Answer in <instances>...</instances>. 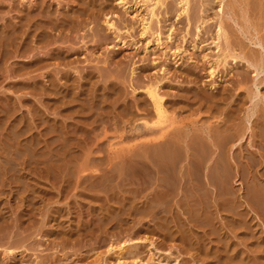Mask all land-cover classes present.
<instances>
[{"label": "rangeland", "instance_id": "rangeland-1", "mask_svg": "<svg viewBox=\"0 0 264 264\" xmlns=\"http://www.w3.org/2000/svg\"><path fill=\"white\" fill-rule=\"evenodd\" d=\"M26 1L23 8L18 0L14 3L22 10H30L38 0ZM148 1L127 0V5L134 3L139 8L134 14L125 12L120 0L38 1L34 3L38 10H33L42 13L44 8L51 10V15H45L50 16L47 19L43 16L47 12L37 16L38 12L33 11L36 16H32L39 18L36 21L30 11L18 12L20 9L15 8L14 12L9 10L11 0H1L8 10H0L1 32L6 22L13 25V19L17 21L22 12L28 15L26 23L31 26H21L22 36H16V41L14 34L3 39L4 49L13 43L12 50L7 48L11 55L0 48V55H4L0 57V264H92L99 253L101 259L94 264H117V249L107 252V248L123 244L126 239L127 264L137 252L140 255L134 257L146 259L145 263L152 254L160 261L157 264L173 263L174 258L176 264H264V212L255 211L252 201L263 198L264 193L251 197L253 186L264 190V165L257 163L251 169L246 166L252 178L260 179L257 182L201 181L203 185L199 186L200 181H144L143 168L124 166L121 160L130 158L140 140L145 139L117 136L123 120L113 116L114 104L118 111L124 105L134 113L150 111V100L142 88L155 79L161 80L175 125L185 121V128L190 130L203 123L225 124L231 130L243 125L245 138L240 146L228 149V156L236 161L241 158L243 163L249 152L262 157L258 116L264 109V68L255 75L244 53L252 50L264 59V41L260 39L264 37V3L259 0L263 11H256L243 0V4L233 0L232 8L228 6L230 0H221L222 8L218 0L207 6L206 0H189L186 14L180 13L179 0H165L164 5L154 7L155 16L151 18L152 5ZM140 17L151 23V29L144 34ZM105 20L115 27L107 29ZM219 22L224 30L220 49L212 39ZM256 22L260 29L257 25L256 29ZM37 25L46 29L39 30ZM27 32L28 38L24 36ZM43 35L47 43L40 41ZM23 37L26 40L21 42ZM43 43L46 45L39 47ZM19 44H28L31 50H26H30L31 57L18 52L22 48ZM38 56L49 59L40 68L31 64L48 59ZM24 63L32 66L33 69L28 67L30 73L20 72L23 67L28 70ZM115 71L120 78L108 80V73ZM133 88L139 93H133ZM183 90L200 99L190 101ZM115 93L120 97L109 104L110 116L102 123L94 119L85 123L73 115L84 104L89 107L92 96L110 100ZM201 100L205 104L202 110L198 105ZM140 102L145 106L137 110ZM88 107L83 110L89 111ZM66 123L79 131L64 133L61 128ZM84 156L91 158V166H83L82 170ZM203 169L207 173L208 168ZM232 169L237 170L235 165ZM183 171L186 170L177 166V172ZM176 184L180 188L173 189ZM221 184L232 191L224 205L219 202ZM204 198L210 203V213L206 212V224L199 225L197 211ZM8 250L17 254L9 256Z\"/></svg>", "mask_w": 264, "mask_h": 264}, {"label": "bare ground", "instance_id": "bare-ground-1", "mask_svg": "<svg viewBox=\"0 0 264 264\" xmlns=\"http://www.w3.org/2000/svg\"><path fill=\"white\" fill-rule=\"evenodd\" d=\"M28 1V0H27ZM26 1V2H27ZM40 1V3L44 0H38ZM38 1H34V3H39ZM48 1V0H47ZM44 2V3H47ZM147 1V0H145ZM152 7L150 8L149 10V14L151 18H153L155 16V6L159 5H164V2L165 0H149ZM148 1V2H149ZM216 2V0H206V6L207 5H210L211 3L213 2ZM236 2V0H234ZM233 0L229 1L228 2V6L229 7H234V2ZM238 1V0H237ZM245 1L247 4L246 5H250L249 7L252 9H255L256 11L259 10L260 7H263V5H261L260 2H258L259 0H243ZM262 2V4L264 3L263 0H260ZM17 2V1H16ZM24 2L25 0H18V4L21 5V7L23 8L24 6ZM29 2V1H28ZM180 4H181V7H180V13H186L187 14V11H188V4H189V0H179L178 1ZM234 2V4H233ZM242 2V0H241ZM4 3V2H3ZM7 3V2H6ZM32 3L31 2V6H32ZM34 3H33V9L34 7H37V4H35L34 6ZM44 3H42L43 5H45ZM127 0H120L119 4L121 6H123L125 8V12L129 13V14H134L137 12V10L139 9L138 7H136L137 4H131V5H127ZM137 3V2H136ZM139 3V2H138ZM238 2H236L237 4ZM260 3V7H259V4ZM10 4V9L9 10H14V12L16 11L15 8H19L17 7L18 5L15 6V3H14V0H11V2L9 3ZM42 4H39L40 6L39 7H42L43 5ZM217 4V3H216ZM243 4V2H242ZM245 4V3H244ZM8 5V4H7ZM29 5V4H28ZM28 5H25L28 6ZM42 5V6H41ZM139 5V4H138ZM12 6V7H11ZM204 6V7H206ZM218 6L220 8L221 7V0H218ZM9 7V6H7ZM30 7V5H29ZM45 7V6H44ZM58 9H59V5L57 6ZM140 7V6H139ZM247 7V6H246ZM248 7V8H249ZM4 8V9H3ZM6 6L4 7V4H2L1 0H0V10L3 12L5 10ZM22 8L18 11L20 12L22 10ZM138 8V9H137ZM230 8V9H231ZM264 8V7H263ZM262 8V9H263ZM30 10H28L27 8L24 10V11H30V14L31 16L34 15L36 9L38 10V7L35 9V11L32 9V8H29ZM179 9V8H178ZM234 9V8H233ZM261 9V8H260ZM261 9V10H262ZM7 10V8H6ZM22 10V11H23ZM32 10V11H31ZM41 10L44 11V8H42ZM206 10V9H205ZM260 10V11H261ZM264 10V9H263ZM262 10V11H263ZM34 13H31L33 12ZM41 13V11H36L38 13V15H42L44 14L45 12H47L46 10L44 11V13ZM60 11V10H59ZM109 11V10H108ZM234 11V10H233ZM258 11V12H260ZM27 12V14H28ZM63 12V11H62ZM111 12V10H110ZM139 12V11H138ZM1 13V12H0ZM7 13H8V10H7ZM10 13V12H9ZM17 13V12H16ZM22 14H20V17L18 18V20L16 21V19H13V21H10L13 22V25H7L6 21H3L5 23V30L3 32L0 31V37H2L0 39V48L4 47L3 45H6L3 44L4 41L3 39L5 40V37L6 36H9L10 34H14L15 35V41H16V36L18 38V35H21L22 34L20 33L21 32V28L27 24L28 20V15H24V12H22ZM26 13V12H25ZM51 10H49L47 12V14H44L43 16L45 17V15H51ZM113 13V12H112ZM19 14V13H17ZM36 14L34 15V17L36 16ZM2 15H5L2 13ZM8 15V14H6ZM22 15V16H21ZM1 16V15H0ZM29 16V17H31ZM43 16H41V18H43ZM139 16V15H138ZM2 17V16H1ZM18 17V16H17ZM15 17V18H17ZM33 17V16H32ZM33 17V18H34ZM50 17V16H48ZM48 17L46 16L45 18L48 19ZM207 17V16H206ZM3 18V17H2ZM5 18V17H4ZM10 18V17H9ZM40 18V19H41ZM36 19L39 20L38 17H36ZM34 18V20H36ZM1 20V19H0ZM6 20V19H4ZM33 20V19H32ZM45 20V19H44ZM152 20V19H151ZM189 20V19H188ZM248 20V19H247ZM37 21V20H36ZM208 21V20H207ZM27 22V23H26ZM30 22V21H29ZM33 22V21H32ZM105 22L107 23L108 25V28L109 30H111L112 28H114V23L111 22L110 20H105ZM203 22V21H202ZM201 22V23H202ZM36 23V22H35ZM204 23V22H203ZM222 23V22H221ZM219 22V25H218V28H217V31H216V35L212 38L213 41L216 42V48L218 47V49H220V46L219 45L221 43L220 41V38L222 37V34H223V28H222V24ZM250 23V21H249ZM248 23V24H249ZM4 25V24H3ZM30 25V24H29ZM33 25V24H32ZM35 25V24H34ZM39 25H41V27H43V23H40ZM39 25L38 28H39ZM44 25H46L44 23ZM130 28H133V25L132 24H129ZM140 25H142L141 29L143 30L142 31V34L146 33L148 30L151 29V23L150 22H144V19L140 17ZM250 25V24H249ZM255 26L257 25L258 28L260 29L261 26L259 27L260 23L256 22V24H254ZM22 26V27H21ZM28 26V24L26 25ZM25 26V28H26ZM31 26V25H30ZM30 26H28L30 28ZM36 26V27H37ZM256 26V29H258ZM3 27V26H2ZM1 27V28H2ZM3 27V29H4ZM35 27V26H34ZM40 27V28H41ZM47 27V26H45ZM44 27V28H45ZM49 27V26H48ZM128 28V26H125ZM24 28V29H25ZM29 28H28V31H29ZM33 28V26H32ZM38 28L36 30H38ZM39 30H43V28H41ZM85 28V27H84ZM255 28V27H254ZM27 29V28H26ZM25 29V30H26ZM35 29V28H34ZM46 29V28H45ZM44 29V30H45ZM79 29V28H78ZM77 29V30H78ZM43 30V31H44ZM130 30V29H129ZM169 30V28H168ZM41 32L40 31V34L44 33V32ZM128 31V30H127ZM24 32V30H23ZM26 32V31H25ZM39 32V31H38ZM20 33V34H19ZM30 33V32H29ZM28 32L26 33V35L24 34V36L26 38H28V35L29 34ZM226 33V32H225ZM39 34V33H38ZM39 34V35H40ZM14 35H11L12 37H14ZM45 35V34H44ZM44 35L41 36V39L40 37V41L42 42H45L44 41ZM21 36L19 38H21ZM11 42H15L14 40H12L11 37H9ZM9 38H6V40H9ZM26 38L24 39H21V42L22 40H26ZM84 38V37H83ZM166 38H170V34L169 32L167 33L166 35ZM262 41H264V37H261L260 38ZM46 40V38H45ZM28 41V40H27ZM39 41V42H40ZM25 42V41H24ZM159 42V41H158ZM162 42V41H161ZM9 43V42H8ZM27 43V42H25ZM24 43V44H25ZM41 43V42H40ZM47 43V42H45ZM48 43H50V41H48ZM149 43V42H148ZM13 44V43H12ZM12 44H10L12 46ZM17 46V43H15ZM23 44V43H22ZM23 44V45H24ZM160 43H158L159 45ZM163 43H161L160 45H162ZM9 45V44H8ZM7 45V46H8ZM27 45V48L25 47ZM24 47L20 44H19V48L21 55L22 56H25L28 54V51L30 52L31 48L28 47V44H26ZM46 44H41L39 47H44ZM11 46L7 47L9 49H11ZM99 47V46H98ZM229 47V46H228ZM2 48L5 52H7L6 55H11V54H8L10 53L9 51L11 50H7ZM15 47L13 46V49ZM30 50H26V49H29ZM148 48V46L146 47ZM145 48V49H146ZM223 48V47H222ZM222 48H221V51H222ZM25 49V50H24ZM19 50V49H17ZM16 50V51H17ZM148 50V49H147ZM14 51V50H13ZM12 52V51H11ZM17 52V54H18ZM37 52V51H36ZM1 53V51H0ZM19 53V54H20ZM34 53V52H33ZM16 54V55H17ZM18 54V55H19ZM4 56L3 54L0 55V57ZM29 56V54L27 55ZM244 56L247 58V61H249V63L251 64V66H253V69L255 71V75L257 73V71L260 69V68H264V59L262 57V54H261V57L257 56L255 53L252 52V50L248 53H244ZM243 56V57H244ZM264 56V55H263ZM7 57V56H6ZM31 57V55L29 56ZM42 57H45V56H38V59ZM47 57V56H46ZM45 57V58H46ZM3 58V57H2ZM1 59V58H0ZM37 59V57L35 58ZM41 59V58H40ZM48 59V58H46ZM32 61V60H31ZM35 61V60H34ZM39 61V62H38ZM36 60V63L35 64H31L29 62H27V64H31L33 66H37L38 65V68L40 67H43L44 63L47 64L46 62L49 61L48 60ZM43 61V62H42ZM3 62V61H2ZM1 63V62H0ZM33 63V61H32ZM25 64V63H24ZM23 64V65H24ZM27 64H25L27 66ZM22 65V64H21ZM24 65V66H25ZM30 66V68H32V66ZM43 65V66H42ZM27 66V68L29 67ZM20 68V67H18ZM22 68V67H21ZM24 68V67H23ZM20 69V72L21 70H24V73H30V72H27V71H30V69L28 68V70L26 69ZM33 69V68H32ZM31 69V70H32ZM18 70V69H16ZM144 70V68H143ZM103 71V70H101ZM106 71V70H105ZM119 71V70H118ZM146 71V70H145ZM133 72V70H132ZM23 73V72H22ZM121 73V72H120ZM102 74V73H101ZM122 75V74H121ZM146 75V74H145ZM149 75V74H148ZM105 77V76H104ZM120 78V74L117 73V71L115 72H109L108 75H107V79L110 80V79H119ZM153 80V79H152ZM244 80V79H243ZM242 80V81H243ZM245 81V80H244ZM151 82V81H150ZM240 83V82H239ZM238 83V84H239ZM139 84V83H138ZM144 85V84H142ZM134 86V85H133ZM143 87V86H142ZM164 89V88H163ZM136 88H133V93H139V91L136 92ZM166 90V89H164ZM114 92V90H112ZM116 91V90H115ZM142 91L146 94V96L148 97V99L150 100V103H151V106H150V111H144L143 113H134L133 111L129 110L125 105L122 106V109L118 108V110L115 109V104L113 105V116L117 115L121 120H123L122 122V125L120 127H118L116 133H117V136L119 137H122V138H126V137H142L145 139V141H142L140 140L141 142L137 145L138 148L137 150L134 151V154H132V156L128 159H124L121 160V164L125 166V164H128V165H132L133 167L135 168H143L144 169V173L142 174L143 176V180L144 181H169V183L171 181H200V184L199 186H201V184L203 185V183H201V181H260V179H256V178H252V175L250 173V171L246 168V166H249L250 169L251 167H255L256 164L258 163L259 165L263 166L264 165V109L263 111H261L260 115L258 116V128H259V132H260V141L263 143V156L262 157H256V155H254V153L252 152H249L247 155H246V162L243 163L242 162V159L240 158L239 161H236L235 158L232 156V157H229L228 156V149L232 150L233 147H235L236 145L240 146V144L242 143L243 139L245 138V130L242 128L241 126H238L235 127L233 130H231V128H229L227 125L223 124L222 126H212L210 125V123H203L201 126L199 127H195L193 128L192 130L188 129V128H185V125H186V122L183 121L182 124L180 125H175V120L173 119V113H171L169 110L170 107L168 104V102L166 101L165 99V95L162 93V92H165L162 90L161 88V80H153V82H151V84L149 83L148 85H145L144 88H142ZM183 95H185L186 97L189 98L190 101L192 102H197L198 99H200L199 97L197 96H193L192 94H190V92H188V90H183ZM249 92V91H248ZM116 94V95H115ZM114 94V97H110L112 99H107L106 97L104 96H92L91 98V102H90V105L89 107L84 104L82 106V110H77L75 111V113L73 114L74 116H79L81 117L82 121H84L85 123H87L88 121H91V119H94L96 122H99V123H102L104 118H109L110 116V113H109V110H108V106L109 104L112 102V100L116 101L118 100V98L120 97V94H117L115 93ZM169 94V93H168ZM143 95V94H142ZM250 95V93H249ZM125 96V95H124ZM123 96V98H124ZM134 96V95H133ZM144 96V95H143ZM184 96V97H185ZM141 97V96H140ZM145 97V96H144ZM211 97V96H210ZM87 99V98H86ZM125 99V98H124ZM143 99V97H142ZM188 100V101H189ZM90 101V100H89ZM202 101V100H201ZM199 102L198 105L201 107V110L203 109V102ZM252 101V100H251ZM66 103V102H65ZM87 103V102H86ZM145 103V102H144ZM146 104V103H145ZM172 104V103H171ZM184 104V103H183ZM140 105H144L142 102L138 103V105L136 106V109L137 110H140ZM176 105H179L178 107L179 108H182L184 109L185 106L183 107L182 105L180 104H176ZM185 105V104H184ZM205 105V104H204ZM145 106V105H144ZM86 107H88L87 109L89 111H85L83 110L84 108L86 109ZM175 107V106H174ZM189 107V106H188ZM254 107V106H253ZM149 108V107H148ZM177 108V107H175ZM74 109V108H73ZM107 109V110H106ZM207 109V108H206ZM250 109V108H249ZM256 109V108H254ZM147 110V109H146ZM251 110V109H250ZM262 109H258V111H260ZM177 111V110H176ZM181 111V110H180ZM216 112V111H215ZM210 114V113H209ZM253 114V113H252ZM179 115V114H178ZM70 116H72L70 114ZM73 116V117H74ZM112 116V117H113ZM231 116V115H230ZM69 117V116H68ZM184 117V116H183ZM211 119L214 118V117H210ZM229 118V117H228ZM251 118V117H250ZM260 118V119H259ZM71 119V117H70ZM73 119V118H72ZM180 119V118H179ZM218 119V118H217ZM174 120V121H173ZM213 120V119H212ZM211 120V121H212ZM226 120V119H225ZM177 121V120H176ZM224 121V120H223ZM227 121V120H226ZM114 122V121H113ZM231 122V121H230ZM115 124V123H114ZM98 125V124H97ZM56 128V127H55ZM104 128H106L104 126ZM115 128V126H114ZM191 128V127H190ZM64 133H70V134H73V133H76L77 131H79L77 129V127L71 125V124H64L63 127L61 128ZM60 129V131H61ZM104 131V130H103ZM248 132V131H247ZM258 132V134H259ZM21 133V132H20ZM115 133V134H116ZM251 135V134H250ZM148 137V139L146 140V138ZM141 138V139H142ZM123 140V139H122ZM133 140V139H132ZM131 141V139H130ZM65 142V141H64ZM134 142V140H133ZM230 145V147H229ZM250 146V145H249ZM34 147V146H33ZM55 149V148H54ZM134 150V149H133ZM12 151V150H11ZM65 152V151H64ZM59 153V152H58ZM133 153V152H132ZM69 154V153H68ZM74 154V153H72ZM76 154V153H75ZM129 154H131L129 152ZM14 155V154H13ZM37 155V154H36ZM43 155V154H42ZM46 155V154H45ZM59 155V154H58ZM66 155V154H64ZM88 155V154H87ZM16 156V155H15ZM129 156V155H128ZM63 157V156H62ZM52 158V157H51ZM64 158V157H63ZM62 158V159H63ZM75 158V157H74ZM85 158V156H84ZM8 159V158H7ZM57 159V158H56ZM66 159V157H65ZM70 159V158H69ZM80 159V158H79ZM90 159L91 158H88L86 157L83 161V164L82 166H80V168L82 169L83 168H88L87 166H89L90 164ZM238 159V158H237ZM13 161V160H12ZM55 161V160H54ZM65 161V160H64ZM244 161V160H243ZM71 162V161H70ZM9 163V162H8ZM52 163V162H51ZM67 163V162H66ZM69 163V162H68ZM92 163V161H91ZM65 164V163H64ZM8 165V164H7ZM12 165V164H11ZM38 165V164H37ZM49 165V164H47ZM233 165L236 166V171L232 169ZM14 166V165H12ZM12 166H7L9 169H12ZM66 166V165H65ZM68 166V165H67ZM91 166V164H90ZM177 166L178 167H181V168H184L186 171L184 172H177ZM47 167V166H46ZM59 167V165H58ZM57 167V168H58ZM62 167V166H61ZM60 167V168H61ZM69 167V166H68ZM68 167H66L68 169ZM75 167V166H74ZM206 167V169L208 168V171L207 173H203V168ZM52 168V167H51ZM54 168V167H53ZM64 168V169H66ZM73 168V167H72ZM125 168V167H124ZM197 169V172L198 173H194L193 171L195 170H192V169ZM7 169V168H6ZM50 169V168H49ZM66 169V170H67ZM74 169V168H73ZM130 169V168H129ZM253 169V168H252ZM56 170V169H55ZM70 170V169H69ZM68 170V171H69ZM83 170V169H82ZM80 170V172L82 171ZM91 170V169H90ZM183 170V169H182ZM181 170V171H182ZM192 170V172H191ZM7 171V170H6ZM9 171V170H8ZM7 171V172H8ZM86 171V170H85ZM4 172H5V169H4ZM52 172V171H51ZM55 172V171H54ZM79 172V173H80ZM83 172V171H82ZM81 172V173H82ZM121 172V171H120ZM48 173V172H47ZM73 173V172H72ZM86 173V172H85ZM5 174V173H4ZM254 174V173H253ZM80 175V174H79ZM120 175V174H119ZM123 175V174H122ZM136 175V174H135ZM83 176V175H82ZM80 175V177H82ZM14 177V175H13ZM12 177V178H13ZM84 177V176H83ZM134 177V176H133ZM136 177V176H135ZM49 178V177H48ZM113 178V177H112ZM111 177L109 179H112ZM106 180V179H105ZM17 181V180H16ZM226 183V182H225ZM153 184V183H151ZM149 184H147L148 186ZM156 185V184H154ZM160 185V184H159ZM169 185V184H168ZM171 185V184H170ZM227 185V184H226ZM256 185V184H255ZM126 186V185H125ZM150 186V185H149ZM157 186H158V183H157ZM162 186V185H161ZM174 186V184H172V187ZM177 186V184L175 185V187ZM181 186V184H180ZM218 186V185H217ZM167 185H166V189H167ZM173 188V189H177V188H180L179 186L176 187V188ZM220 187V186H218ZM122 188V187H121ZM145 188V187H144ZM153 188H156L155 186ZM152 188V189H153ZM163 188H165L163 186ZM183 188V187H182ZM186 188V187H185ZM146 189V188H145ZM169 189H170V186H169ZM188 189V188H187ZM200 189V188H199ZM202 189H203V186H202ZM154 190V189H153ZM198 190V189H196ZM207 190V189H206ZM220 190H221V193L218 192V194H220V199H219V202L222 203L223 205L226 204L228 202V200L231 198V190H228L226 189V187L224 186V184H221V187H220ZM253 191H251L253 193V195L251 194V197L252 196H256L258 197L259 195H263L264 193V190L258 185V186H253ZM162 191V190H161ZM172 191V190H171ZM231 191V192H230ZM160 192V191H159ZM175 192V191H174ZM187 192V191H186ZM198 192V191H197ZM202 192L204 193V190H202ZM168 194V193H167ZM173 194V193H172ZM233 194V193H232ZM159 195V194H158ZM157 195V196H158ZM163 195V193H162ZM170 195V194H169ZM206 195V194H205ZM134 196V195H133ZM191 196V195H190ZM208 196V194H207ZM234 196V195H233ZM134 198V197H133ZM167 198V202H168V197L166 196ZM208 198V197H207ZM155 199V197H154ZM159 199H161L160 197H158V201ZM157 200V199H156ZM205 202L204 203H201L199 204L200 208L199 210L197 211L198 212V215H199V219H198V223L199 225H205L206 222H207V213L208 212V207L210 205V203L207 204L208 200L206 201V198H204ZM165 201V200H164ZM253 203H254V210L257 211V212H264V197L261 198V199H252ZM157 202V201H156ZM165 202V204L167 203ZM192 202V201H191ZM202 202V200H201ZM230 202V201H229ZM198 203V202H197ZM130 204V203H129ZM161 204V207L162 208V203L160 202ZM164 204V202H163ZM170 204V203H169ZM221 205V204H220ZM231 205V204H230ZM130 206V205H129ZM160 206V205H159ZM215 206V205H214ZM227 206V205H226ZM246 206V204H245ZM222 207V206H220ZM228 207V206H227ZM236 206L234 205V208ZM159 208V207H157ZM159 208V209H160ZM219 208V207H218ZM225 208V207H224ZM234 208L232 209V211L234 210ZM147 209V208H146ZM149 209V208H148ZM226 209V208H225ZM231 209V208H229ZM150 210V209H149ZM163 210V209H162ZM191 210V209H190ZM165 211V210H164ZM211 211V210H210ZM228 211V209H227ZM250 211V210H249ZM143 213V212H142ZM154 213V212H153ZM156 213V212H155ZM161 213V212H160ZM210 213V212H208ZM133 214V213H132ZM164 215V214H163ZM262 215V214H261ZM264 215V214H263ZM161 216V215H160ZM242 216V215H241ZM91 219V218H90ZM103 219V218H102ZM211 219V218H210ZM213 219V218H212ZM195 220V219H194ZM197 220V218H196ZM242 221V220H241ZM165 223V222H164ZM182 223V222H181ZM197 222H195V224H198ZM103 225V224H102ZM198 225V226H199ZM208 225L210 226L209 222H208ZM106 226V225H105ZM180 227V226H179ZM208 227V226H207ZM209 228V227H208ZM168 231V230H167ZM132 239V238H131ZM127 239L123 242V244H120L118 246H114L113 244H110L109 247L107 248V252L110 251L111 249L115 248V250L117 249V252H116V256H115V260H117V264H127L125 262V259H124V255H126V253L128 252L129 250V246H126L125 243H126ZM129 242V241H128ZM135 244V243H134ZM132 245V244H131ZM130 245V246H131ZM137 245V244H136ZM134 245V246H136ZM137 247V246H136ZM131 248V247H130ZM132 250V249H131ZM134 250H135V247H134ZM133 250V252H135ZM138 251V250H137ZM7 253V252H6ZM8 253H9V256L10 255H13V254H17V251H13V250H8ZM20 253V252H19ZM115 253V252H114ZM132 253V251L130 252V254ZM134 254V253H133ZM138 254V252H137ZM137 254H134V256H136ZM140 255V253L138 254V256ZM152 255V254H151ZM149 257V261H146V263L144 262L145 260H142L144 258L142 257H134L132 254H131V264H157L158 262L160 261H156L155 258H153V256ZM82 256V255H81ZM101 253H99L95 258L94 260L92 261L94 264L97 260L99 261L101 259ZM15 257V256H14ZM69 257V256H68ZM85 257V256H84ZM82 258V257H81ZM126 258V257H125ZM78 259V258H77ZM157 259V258H156ZM173 259V258H172ZM81 260V259H80ZM174 262L173 263H168V264H176V261L177 259H173ZM85 261V260H84ZM55 262V261H54ZM76 262V261H75ZM184 262V260L182 261ZM90 263V262H89ZM46 264V263H45ZM52 264V263H51ZM130 264V263H129ZM180 264V263H178Z\"/></svg>", "mask_w": 264, "mask_h": 264}]
</instances>
